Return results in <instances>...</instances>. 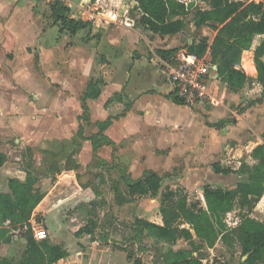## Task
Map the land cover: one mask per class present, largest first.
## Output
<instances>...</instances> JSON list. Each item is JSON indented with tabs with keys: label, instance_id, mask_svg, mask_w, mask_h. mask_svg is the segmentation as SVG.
<instances>
[{
	"label": "crops",
	"instance_id": "0c3cea01",
	"mask_svg": "<svg viewBox=\"0 0 264 264\" xmlns=\"http://www.w3.org/2000/svg\"><path fill=\"white\" fill-rule=\"evenodd\" d=\"M60 1L68 8V18L88 23L85 29L75 34L61 31L51 18L53 0L40 3L43 8L35 0H0V154L6 157L0 168V195L11 194L9 180L24 184L27 171L35 174L38 180L33 189L44 198L34 211L43 225H34L33 230L45 229L51 238L45 221L47 213L55 211L52 221L62 238L64 228L69 227L62 221L63 210L92 198L88 188L78 186L75 172L93 164L94 171L108 169L116 175L113 188L107 187L114 191V202L108 201L119 220L129 214L163 225L160 203L168 187L185 195L189 207L201 208H205V186L235 190L242 179L235 173L243 164L255 166L252 153L264 145V99L258 102L262 85L254 65L263 36L255 34L250 48L241 54L236 69L246 80L240 89L231 91L214 65L209 82L213 101L177 104L171 99L175 95L172 85L160 73L163 64L180 54H191L188 48L202 42L204 55H195L212 64L210 47L217 31L210 23L195 29L187 21L185 29L189 27L190 34L184 29L165 36L140 25L129 0ZM174 1L184 4L187 11L206 9L197 7V1L205 0ZM250 2L264 0H247L242 5ZM48 26L56 27L59 37L47 32ZM90 82L100 83V92L97 98L86 100L85 114L81 98ZM83 115L85 120H80ZM107 121L109 125L101 131L99 124ZM99 135L112 145H102L94 153L91 138ZM48 145L54 146L53 151ZM35 148L42 154L38 163L32 161ZM60 154L63 160L50 163L41 175L39 168L48 164L43 163L47 157ZM214 166L232 173L216 174ZM146 171L161 179L159 193L131 196L124 178L142 180ZM139 197L146 200L138 204ZM244 215L264 225V196L252 208L236 198L224 222L232 229ZM15 233L18 230L11 232L10 244L0 245V259L14 257ZM61 238L56 244L61 245ZM64 248L68 257L56 264L70 263V251ZM214 251L228 255L222 264L245 260L219 241L213 248L199 249L194 257L206 264L205 256Z\"/></svg>",
	"mask_w": 264,
	"mask_h": 264
},
{
	"label": "trees",
	"instance_id": "16d2710c",
	"mask_svg": "<svg viewBox=\"0 0 264 264\" xmlns=\"http://www.w3.org/2000/svg\"><path fill=\"white\" fill-rule=\"evenodd\" d=\"M205 10L187 11L184 4L174 0H129L134 2L132 11L140 16L139 24L154 34L175 35L181 33L187 25V16L195 29L210 23L217 31L211 50V63L217 67V74L231 91L240 89L246 76L236 69L240 64L241 54L250 48L255 34L263 36L262 43L254 53V65L260 84L262 85L261 101L264 99V3L250 2L242 5L234 0H205ZM51 18L59 24L61 31L71 34L85 29L88 23L68 18V8L60 0H53L50 5ZM182 15V19L172 20ZM206 51L205 43L191 45L188 52L201 57ZM100 83L90 82L86 93L81 98L82 109L86 114V100L95 99L100 92ZM173 102L184 104L175 95ZM84 115L80 120H85ZM110 121L99 124L102 131ZM79 132L78 137L81 138ZM93 152L102 145H112L105 137L99 135L91 138ZM29 152V150H27ZM252 156L257 164L249 167L243 164L236 175L242 177L233 191L203 188L205 208L196 205L189 207L187 198L178 190L166 188L161 196L160 216L163 225H157L136 218L130 230L140 240L146 234L156 243L174 246L183 241L184 247L173 250L169 247L160 255L162 264H203L194 257L203 247L213 248L221 242L227 249L239 252L245 258L240 264H264V225L248 216H242L236 227L229 229L224 218L233 210L234 201L240 198L242 204L252 208V203L264 196V145L255 148ZM6 157L0 154V168ZM27 164V163H26ZM216 174L229 175L232 172L214 166ZM27 179L23 184L16 179L8 181L11 194L0 195V245L10 244L11 232L17 231L24 240V250L20 258L4 257L0 264H56L68 257L66 249L54 242L36 241L33 226L43 225V220L34 211L44 198L33 186L38 177L27 171ZM123 177V176H122ZM124 183L131 196H156L161 188V179L152 172H144L142 180L132 181L124 178ZM8 225L5 226V223ZM94 222L80 229L77 234L93 235ZM129 258V255H128ZM130 259V258H129ZM139 264V263H134Z\"/></svg>",
	"mask_w": 264,
	"mask_h": 264
},
{
	"label": "rangeland",
	"instance_id": "374dc122",
	"mask_svg": "<svg viewBox=\"0 0 264 264\" xmlns=\"http://www.w3.org/2000/svg\"><path fill=\"white\" fill-rule=\"evenodd\" d=\"M44 1L46 0H35L41 7L42 4L40 3ZM246 1L240 0L239 2L243 4ZM197 4L198 8H207L206 2L200 4L197 1ZM190 17V15L186 17L187 21H190ZM47 32H50L54 37L55 35L57 37L60 35L58 29L52 26H48ZM185 32L190 34V28L185 29ZM48 147L50 151H53L54 146L48 145ZM33 151L32 161L38 163L39 159L41 160L42 158L41 150L35 148ZM61 160H63V154L56 157L53 155L47 157V162H42L48 164L39 168L40 172H42L41 175L44 174V169H47L50 163ZM93 167L94 164L83 171H74L78 186L83 190L88 188L92 198L71 209L66 208L63 210L62 221L66 223V227L69 226L68 228H64L67 236L65 235L61 238V235H58V224L56 221H52L55 219V211L47 213L45 226L51 235V238L48 237L47 241L58 243V239L61 238V246L67 247V250L71 254L69 258L70 263L62 262L59 264H162L160 259L161 253L168 250L169 247H173L174 249L184 247L185 243L183 241L177 242L174 246H169L154 242L146 234L140 240L136 238L135 234L130 230L135 217H129L130 215L128 214L125 219L119 220L112 215L110 201L114 202V198H111L114 195V191L111 188L109 189L107 185L113 188L114 182L112 179L116 175L109 173L108 169L101 171L96 169L97 171H94ZM51 172L53 173L54 170H51ZM107 181L108 184H106ZM144 200L146 198L139 197L136 201H139L138 204H140ZM236 204L237 208H240L239 202ZM154 212L156 214V211ZM90 220L94 222L95 226L93 235L89 236L86 233L81 235L76 234L80 229L88 226ZM38 226L41 227L42 225ZM15 236L17 238L16 243L18 244L13 247L11 254L16 258H20L25 244L18 233H15ZM95 241L96 245L93 246V242ZM227 256L214 251L205 256L208 257L206 264H222L228 260Z\"/></svg>",
	"mask_w": 264,
	"mask_h": 264
},
{
	"label": "built area",
	"instance_id": "2783aa9c",
	"mask_svg": "<svg viewBox=\"0 0 264 264\" xmlns=\"http://www.w3.org/2000/svg\"><path fill=\"white\" fill-rule=\"evenodd\" d=\"M215 66L195 54H180L166 61L161 74L172 85L176 97L186 105L210 103L213 98L209 92V82L214 78ZM36 241H45V229L33 230Z\"/></svg>",
	"mask_w": 264,
	"mask_h": 264
},
{
	"label": "water",
	"instance_id": "95a60500",
	"mask_svg": "<svg viewBox=\"0 0 264 264\" xmlns=\"http://www.w3.org/2000/svg\"><path fill=\"white\" fill-rule=\"evenodd\" d=\"M132 6H134V2H132Z\"/></svg>",
	"mask_w": 264,
	"mask_h": 264
}]
</instances>
